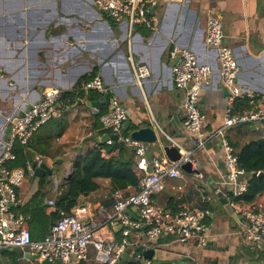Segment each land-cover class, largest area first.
I'll return each instance as SVG.
<instances>
[{"label":"crops","instance_id":"1","mask_svg":"<svg viewBox=\"0 0 264 264\" xmlns=\"http://www.w3.org/2000/svg\"><path fill=\"white\" fill-rule=\"evenodd\" d=\"M157 1L155 15L160 29L153 32L141 27L135 32V59L147 64L152 71L151 78L140 87L135 83L127 59V23H116L100 11L93 0H0V68L5 72L0 80V157L9 136V116L21 114L52 87L69 93L70 100L74 99L69 106L60 109L57 118L39 128L26 145L29 156L26 165H33L44 157L31 146L36 142L43 143V147L46 142L50 143L49 155L55 157L54 164H47L53 170V175H48L52 188L41 186L39 177H27L17 189L20 203L14 211L25 219L34 241H41L50 233L57 220L51 217L56 207L50 206L49 201L56 202L64 190L70 180L68 175L73 174L75 160L85 158L101 144L100 137L111 135L98 114L94 115L87 106L88 102L100 101L103 96L84 90L86 82L100 76L108 99L117 97L129 112L126 137L140 128L156 130L158 143L150 145L148 160L167 158L161 144L170 143L159 126L189 152L192 169H199L198 174L180 169L178 179L166 177L163 190L153 200L160 208L174 212L182 209L210 211L211 216L206 220L210 240L207 246L199 248L193 243L182 244L169 235L161 236L155 244L161 250V259L176 264L187 257L198 264H264V252L252 250L241 233L244 218L231 216L214 195L222 176L228 173L221 140L215 133L223 126L231 101L217 54L206 44V21L213 9L224 24V43L234 51L239 63L240 87L264 97V0ZM175 47L193 51L200 63L214 68V75L200 99L204 130L212 135L201 149L196 147V136L184 126L185 92L175 86L174 63L170 58ZM73 92L77 93L73 95ZM251 106L254 109L255 104ZM100 111L106 113L107 105ZM263 133L264 122H252L232 128L227 136L239 156L245 145L259 140ZM133 161L134 171L142 178L135 152ZM12 164L8 163V167ZM19 168L25 167L13 169ZM96 182L98 190L80 198L76 207L87 206L89 220L104 226V232L120 241L122 230L106 224L113 215L118 196L127 198L136 188L116 191L109 179ZM39 191L44 194L42 204L47 209L44 214H38L30 226L19 209L29 204ZM225 194L232 205L233 189L226 188ZM235 212L240 215L236 209ZM138 214L135 210L131 216L136 220ZM131 240L143 241L144 238L131 236ZM94 254L90 248L87 262L72 261L71 264H97ZM32 255L22 249L0 250V264H41L42 259L35 260Z\"/></svg>","mask_w":264,"mask_h":264},{"label":"built area","instance_id":"2","mask_svg":"<svg viewBox=\"0 0 264 264\" xmlns=\"http://www.w3.org/2000/svg\"><path fill=\"white\" fill-rule=\"evenodd\" d=\"M93 3L116 23H127V59L136 85L143 86L151 78L152 71L147 64L135 59V32L140 27H146L153 32L160 29L159 18L155 15L158 1L93 0ZM224 39L222 18L212 9L206 21V44L217 54L220 73L231 101L224 124L215 133L221 140L228 173L222 176L214 195L226 196L225 189L232 188V197L238 198L250 187L249 175L241 167L239 156L227 132L243 124L264 122V97H258L254 92L240 87L239 63L234 51L224 43ZM170 58L174 63L172 71L175 86L185 92L183 103L186 113L185 129L196 136V147L204 148L212 135H207L204 130L200 99L214 75V68L211 64L200 63L197 55L188 49L175 47ZM3 78L4 74L0 71V80ZM84 90L102 96L107 94L100 76L87 82ZM64 94L63 90L49 88L40 100L31 104L21 114L7 118L9 136L0 157V250H28L31 254H37L42 260H48L53 264H71L73 257H76V262H87L89 250L92 248L97 264H116L128 247L145 244L149 248L148 245L155 246L156 241L164 235L175 237L182 244L193 243L199 248L207 246L210 229L206 220L211 216L210 211L182 209L174 212L160 208L153 200L154 196L163 190L164 179L168 176L180 178L181 165L190 161L189 152L184 151L159 126L158 129L169 141V145L180 150L182 157L179 161L170 162L167 158L160 160L156 157L148 160L149 144L125 135L120 136L117 141L134 150L137 169L143 174L133 195L127 198L118 196L113 215L108 218L106 225L122 226L123 236L120 241L104 232V226L89 220L90 211L87 206L74 207L69 213L61 211L50 233L41 241L33 240L25 219L18 215L14 208L20 203L17 189L27 177L36 176L35 168L28 164L25 168L10 169L8 163L16 160L14 148L17 144L27 145L39 128L57 118L62 107H67ZM239 99L249 100L251 104H255L254 109L234 114V104ZM106 105L108 111L98 115L99 120L104 128L111 131V135H119L129 119V112L117 97L109 98ZM92 112L94 115L99 114V110L95 108H92ZM115 142L110 139L107 144L113 145ZM36 163L40 166L44 162L38 158ZM49 205L56 207V202L50 200ZM133 207L139 212L136 220L131 216ZM236 211L244 218L241 233L249 247L264 252V211L260 208L245 212L238 209ZM131 236L144 240L132 242Z\"/></svg>","mask_w":264,"mask_h":264},{"label":"trees","instance_id":"3","mask_svg":"<svg viewBox=\"0 0 264 264\" xmlns=\"http://www.w3.org/2000/svg\"><path fill=\"white\" fill-rule=\"evenodd\" d=\"M76 93L73 92V95ZM68 94L65 92L64 95L65 103L69 106L74 99L70 100V95ZM251 109L252 106L249 100L239 99L234 104L233 113L242 114L246 110ZM101 114L103 113L100 111L98 115ZM261 137L250 145H245L239 153L240 165L248 173L250 183V187L244 195L238 198L231 196L234 207L241 212L252 211L255 208H260L264 211V176H258V173H264V133ZM42 145L43 143L36 142L31 147L44 157L43 162L54 164L55 157H50L49 155L50 143L46 142L44 147ZM232 145L235 147V144L232 143ZM26 150V145L17 144L15 146L14 154L16 160L10 162V164L13 163L12 166L9 165L10 169L17 166L26 167V163L29 160ZM115 151H117L116 155L113 154ZM133 159L134 150L123 143H119L116 149H113V145L99 144L85 158L76 159L73 163L74 171L72 177L64 187V190L58 195L56 210L51 214V217L54 221L58 220L61 211L69 213L72 208L78 205L80 198L87 197L98 190L97 179H109L116 191H124L129 188L137 189L142 178L134 171L135 163ZM49 178L48 175L41 178V186L46 185L52 188ZM43 195L39 191L29 204L19 209L30 226L34 224L38 214H44L47 209V206L42 204ZM15 207L17 208V206Z\"/></svg>","mask_w":264,"mask_h":264},{"label":"water","instance_id":"4","mask_svg":"<svg viewBox=\"0 0 264 264\" xmlns=\"http://www.w3.org/2000/svg\"><path fill=\"white\" fill-rule=\"evenodd\" d=\"M108 94H105L103 98L100 101L95 102H88L87 106L90 108H95L97 110H102L103 106L108 103ZM130 121L125 123L124 127L122 128L119 135H103L99 138V143L106 144L108 140L113 139L115 142L113 148H116L118 146V139L120 136H124L126 131L129 129ZM131 138L149 145L158 143V134L156 130L152 127H145L140 128L134 132L131 133ZM161 150L163 154L167 157V159L170 162H177L181 159L182 154L180 150L177 147L171 146V145H164L161 144ZM61 160H58L60 162ZM33 167L35 168V174L36 177L43 178L46 175H53V170L46 164L42 163L40 166H37V163L33 164ZM193 162L190 159L187 163H184L181 165V170L185 173H199V169H192ZM259 177L264 176L263 172L258 173ZM72 173L68 175V178L71 179ZM115 190H113L114 192ZM219 202L225 207L227 212L233 216L235 219L238 217L239 219H242V216H237L235 212V208L230 204L229 199L222 195L219 196ZM136 207L132 208V211H135ZM120 230H122V226H117ZM211 245V243H209ZM31 258L35 260H41L39 255H32ZM161 250L158 249L156 246H151L149 248L146 247L145 244H139L137 246H130L128 247L118 262L116 264H176L169 260H163L161 259ZM72 261L75 262L76 257L72 258ZM41 264H53L50 263L48 260H41ZM181 264H198L193 258L187 257L181 261Z\"/></svg>","mask_w":264,"mask_h":264},{"label":"rangeland","instance_id":"5","mask_svg":"<svg viewBox=\"0 0 264 264\" xmlns=\"http://www.w3.org/2000/svg\"><path fill=\"white\" fill-rule=\"evenodd\" d=\"M1 69V68H0ZM0 71H2L3 72V74L5 73L4 71H3V69H1Z\"/></svg>","mask_w":264,"mask_h":264}]
</instances>
